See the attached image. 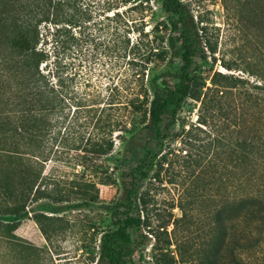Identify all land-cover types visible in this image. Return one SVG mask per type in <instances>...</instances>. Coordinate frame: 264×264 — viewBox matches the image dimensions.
I'll use <instances>...</instances> for the list:
<instances>
[{"label": "trees", "instance_id": "16d2710c", "mask_svg": "<svg viewBox=\"0 0 264 264\" xmlns=\"http://www.w3.org/2000/svg\"><path fill=\"white\" fill-rule=\"evenodd\" d=\"M221 2L224 37L201 21L195 25L182 0H161L167 33L159 44L156 36L151 40L144 59L151 65L150 76L133 88L122 83L116 94L112 90L104 103H97L72 96L59 72V53L76 41L72 30L81 31L90 21L76 1L0 0V238L11 241L29 203L55 197L80 200L85 207L95 203L92 179L99 174L89 161L112 152L116 132V138L127 139L118 169L120 194L110 209L112 229L96 233L97 254L90 263L149 264L142 256L146 184L167 172L166 144L175 139L184 150L176 176L184 188L177 205L181 215L173 226L188 230L176 243L178 261L253 264L258 254L264 256V0ZM219 42L234 43L239 61L223 62V68L231 71L252 61L258 68L250 73L255 83L218 72L208 83L198 80L199 63H215ZM188 100L197 105L196 120L179 125ZM65 109L83 114L80 128L98 116L93 128L102 129L97 140L79 135L75 150L83 155L69 184L45 175L52 127L56 118L65 123ZM176 125L180 129L173 134ZM100 179L103 185L112 182L107 172ZM169 180L174 184L172 176ZM211 185L214 194L208 197L204 188ZM210 198V210L202 215L206 229L191 231L196 226L192 208Z\"/></svg>", "mask_w": 264, "mask_h": 264}, {"label": "rangeland", "instance_id": "374dc122", "mask_svg": "<svg viewBox=\"0 0 264 264\" xmlns=\"http://www.w3.org/2000/svg\"><path fill=\"white\" fill-rule=\"evenodd\" d=\"M75 1L87 13L90 21L81 26V31L72 30L76 41L70 49L58 55L59 72L67 88L73 91L71 95L104 103L105 97L112 90L116 94L115 90L118 91L122 83L126 88H133L140 83V79L145 83L150 76L151 65L146 64L144 59L151 48V40L156 36V44H159L167 33L162 28L167 17L161 10V0ZM182 3L195 25L201 21V25H206L209 31L220 29V36H225V12L221 0H182ZM116 13L118 17H114ZM234 49V43L223 46L219 42L214 55L215 63L212 60L199 63L198 80L208 83L212 74L218 72L255 83L257 79L250 73L256 74L258 68L252 61L239 68L233 66L231 71L223 68V62L231 65L239 63ZM196 110L195 102L186 101L179 113V125L194 124ZM64 115L65 123L56 118L52 127L53 141L48 149L50 161L46 163L45 175H49L52 182L69 184L80 169L79 157L83 155L75 150L80 143L79 135H83L84 139L97 140L102 129L97 124L93 128L98 116L90 126L80 128L84 121L82 113L72 115V111L65 109ZM179 125L173 128V134L179 131ZM117 135L116 132L112 135L113 150L109 155L92 157L89 161V165L97 168L99 174L97 179H92L95 183V190L92 191L96 196L95 203L85 207L80 200L66 201L56 197L29 203L26 217L13 233L11 241L0 238V264H92L90 261L97 254L99 236L96 233L112 229L110 209L120 194L118 169L127 139L122 141L116 138ZM166 145L165 151L169 154L167 172L161 173L160 181L151 180L146 184L148 228L143 229L146 240L142 256L149 264H181L175 247L188 232L186 225L173 226V221L181 215L177 205L184 186L180 185L182 179L176 176L184 150L181 151L179 139ZM103 172L110 175L112 182L108 185L100 182ZM171 176L175 179L174 184L169 183ZM204 192L211 197L214 186H205ZM210 201L211 198L205 203H198L197 209L192 208V223L196 226L191 231L198 232L203 226L206 229L208 221L202 215L209 212ZM192 223L191 227L194 225ZM40 227L46 231L47 237L43 236ZM241 258L247 260L244 254ZM260 258L264 259V256L258 254L253 264H260Z\"/></svg>", "mask_w": 264, "mask_h": 264}]
</instances>
